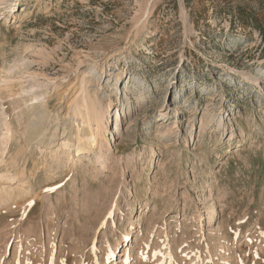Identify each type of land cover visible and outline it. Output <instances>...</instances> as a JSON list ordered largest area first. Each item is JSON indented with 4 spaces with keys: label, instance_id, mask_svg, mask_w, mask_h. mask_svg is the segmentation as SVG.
<instances>
[{
    "label": "rangeland",
    "instance_id": "rangeland-1",
    "mask_svg": "<svg viewBox=\"0 0 264 264\" xmlns=\"http://www.w3.org/2000/svg\"><path fill=\"white\" fill-rule=\"evenodd\" d=\"M0 136V264H264V0H0Z\"/></svg>",
    "mask_w": 264,
    "mask_h": 264
},
{
    "label": "bare ground",
    "instance_id": "bare-ground-1",
    "mask_svg": "<svg viewBox=\"0 0 264 264\" xmlns=\"http://www.w3.org/2000/svg\"><path fill=\"white\" fill-rule=\"evenodd\" d=\"M33 86V85H32ZM24 87H26V86H24ZM23 90V89H22ZM39 90V89H38ZM69 93L70 92H68V89H66V90H64V92L61 94V97H60V99H59V102L61 103V106H62V108H63V105L67 102V100H68V98L69 97H65V96H68L69 95ZM41 94H43V92L41 93ZM36 95V94H35ZM22 96V95H21ZM25 96V95H24ZM27 96V95H26ZM25 96V97H26ZM33 96H34V94H33ZM38 96V95H37ZM35 97V96H34ZM34 97H33V99H31L32 101L34 100ZM21 98V97H20ZM19 98V99H20ZM32 98V97H31ZM26 101H28V100H30V99H25ZM52 99H49L47 102H45V103H47V104H45V108L47 107V108H49V106L50 107H52L51 106V103H52V101H51ZM23 102H25L24 100H23ZM92 102H93V99H92V95H90V94H88L85 98H83L82 100H80L79 102H77V104H75V109H74V114H75V117L74 118H77V116L78 117H80V118H84V116H85V114H84V111L83 110H86V111H88V112H90L89 110H90V108H91V104H92ZM43 103V102H42ZM25 104V103H24ZM22 102H21V100L20 101H16V104H15V107H20L21 108V106L22 105H24ZM30 104H31V102H30ZM44 104V103H43ZM74 105V104H73ZM27 106V105H26ZM29 106V105H28ZM35 106H37V105H35ZM34 106V107H35ZM106 106H108V105H106ZM33 107V108H34ZM108 107H110V106H108ZM17 109V108H16ZM22 110H21V115H22V117H21V119L20 120H22V121H24V123H22L21 122V124H24V126H25V132L27 133V137H26V139H25V143H26V148L28 147V149H29V147L30 146H33L34 145V143H36L35 141L37 140V138H41L40 140H43V139H45L46 138V134H44V131L49 127V124L47 123V118H44V119H39V118H32L31 117V113H30V108H28V107H24L23 106V108H21ZM97 109V108H96ZM44 110V109H43ZM42 110V111H43ZM49 110H50V108H49ZM47 111V110H46ZM41 112V111H40ZM48 113V112H47ZM20 115V114H19ZM40 115V114H39ZM51 115V114H50ZM90 115V114H89ZM89 115H87V116H89ZM91 115H93L92 114V112H91ZM41 116V115H40ZM94 116H96V115H94ZM44 117V116H43ZM48 117V116H47ZM58 117V116H57ZM66 117V116H65ZM92 117V116H91ZM41 118V117H40ZM58 118H60V116L58 117ZM83 122V121H82ZM67 123H68V121H61V122H58L57 123V125H59V129L60 130H62L63 129V131H62V136L63 137H61L62 138V140H63V143H61L60 145H62V146H64L62 149H60V150H55L54 148H51V147H49V149H51V150H53L52 152H50V153H46L47 155H45V156H43V157H45L46 158V156H50V158H49V160L48 161H56V162H58L59 160H62V159H64V161H65V159H70L71 157H73V158H75V157H80V159H85V156H86V153L88 152H90V151H92V149H91V146L92 145H96L97 144V138L99 137V135H97L96 133H97V131L95 132V128H93V127H86V126H84L83 127V129L81 128V130H76L74 127L75 126H72V127H70L69 126V128H68V125H67ZM71 124V123H70ZM77 125V124H76ZM79 125V124H78ZM192 128H193V126H192ZM3 133V132H2ZM5 133H7V132H5ZM4 133V134H5ZM8 133H9V131H8ZM25 133V134H26ZM24 134V135H25ZM52 134V133H51ZM53 134H54V132H53ZM1 136H5V137H3V139L4 140H8L6 137H8V135H1ZM0 136V137H1ZM25 137V136H24ZM2 138V137H1ZM6 138V139H5ZM9 138V137H8ZM76 139H77V141H78V144H76L75 143V141H76ZM79 139V140H78ZM47 140H48V138H47ZM57 140V139H56ZM83 140V141H82ZM81 141V142H80ZM2 143V142H1ZM5 142H3V144H4ZM38 143V142H37ZM55 143V142H54ZM46 144H47V142H46ZM6 145V144H5ZM22 145V144H21ZM25 145V144H24ZM39 145V144H38ZM45 145V144H44ZM48 145V144H47ZM50 145V144H49ZM36 146V145H35ZM21 147V146H20ZM20 147L18 148V149H20ZM24 147V146H23ZM23 147H21V148H23ZM39 147V146H38ZM43 147V146H42ZM25 148V149H26ZM114 147H113V145L112 144H110L109 143V145H108V149H110V150H112ZM17 149V150H18ZM27 150H25V151H23V149L22 150H20L18 153L16 152V150H15V153H16V155L14 156V158H9V160H11L12 161V159L13 160H16L17 162H18V160H20L21 158H22V156L24 155V157H25V155H26V153H28V152H26ZM47 151V150H46ZM26 152V153H25ZM29 155H30V151H29ZM27 156L26 155V158H29L30 156ZM10 156H11V154H10ZM34 156V155H33ZM32 156V157H33ZM24 157L22 158V159H24ZM35 158L37 159V157L35 156ZM35 158H34V160H35ZM20 160V161H25V160ZM90 160V159H89ZM88 160V161H89ZM95 160V159H94ZM93 160V163H95L96 162V160L94 161ZM36 161V160H35ZM63 161V160H62ZM75 161H76V159H75ZM16 162V163H17ZM26 162V161H25ZM91 162H92V160H91ZM13 163V162H12ZM53 163V162H52ZM52 163H50V164H52ZM55 163V162H54ZM60 163V162H59ZM59 163H58V165H59ZM97 163V162H96ZM14 164V163H13ZM24 164H26L23 168L24 169H26L28 166V163H23V165ZM35 164V163H34ZM39 164V163H38ZM50 164H48V165H50ZM61 164V163H60ZM53 165V164H52ZM57 165V166H58ZM93 165V164H92ZM19 166H21V165H19ZM34 166V165H33ZM37 166L38 165H36V166H34V167H36L37 168ZM40 166V165H39ZM60 166V165H59ZM47 167V166H46ZM45 167V168H46ZM92 167V166H91ZM91 167H89V168H91ZM20 168V167H19ZM18 169V165H15V166H12V170H17ZM19 170H21V169H19ZM41 171V170H40ZM43 171H45V173L44 174H47V175H49V171H50V169H49V171L47 170V169H45V170H43ZM52 171V170H51ZM16 172V171H15ZM22 172V171H21ZM31 172V171H30ZM37 172V171H36ZM35 172V173H36ZM16 174V173H15ZM40 174V173H39ZM43 174V173H42ZM51 175H52V173H50ZM26 175V174H25ZM91 175H96V173L95 172H93V173H91ZM15 176V175H14ZM50 176V175H49ZM58 176V175H57ZM11 177H13V175H11ZM46 177V176H45ZM48 177V176H47ZM36 180V179H35ZM32 181V180H31ZM31 188V187H30ZM23 192H28V190L26 189V188H24L23 189ZM26 194V193H25ZM218 215V206H217V204L216 203H214V204H212V206L210 207V209H209V220H210V222H214V220H215V218H216V216ZM32 229H34V231H33V233H39L40 231H41V229L38 227V228H32Z\"/></svg>",
    "mask_w": 264,
    "mask_h": 264
}]
</instances>
